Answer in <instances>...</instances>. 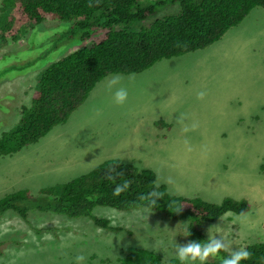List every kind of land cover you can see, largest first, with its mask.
Returning a JSON list of instances; mask_svg holds the SVG:
<instances>
[{"label":"rangeland","instance_id":"1","mask_svg":"<svg viewBox=\"0 0 264 264\" xmlns=\"http://www.w3.org/2000/svg\"><path fill=\"white\" fill-rule=\"evenodd\" d=\"M70 23L47 20L16 41L0 40V134L18 122L21 106L30 104L38 73L88 44L64 50L60 37ZM113 77L119 82L109 87ZM119 87L128 91L123 105L113 101ZM109 158L151 170L171 195L247 201L244 213L228 211L202 223L209 240L227 246L221 252L264 242V9L254 7L204 49L161 59L139 73L108 75L65 123L1 156L0 198L27 189L18 202L28 210L25 218L13 210L0 215V264H76L77 256L85 257L83 264H120L129 247L153 250L160 264H180L174 241L190 242L183 235L185 223L164 213L97 206L93 214L107 223L100 227L89 217L36 209L45 197L39 189Z\"/></svg>","mask_w":264,"mask_h":264},{"label":"trees","instance_id":"2","mask_svg":"<svg viewBox=\"0 0 264 264\" xmlns=\"http://www.w3.org/2000/svg\"><path fill=\"white\" fill-rule=\"evenodd\" d=\"M170 6L176 7L172 10ZM254 7L264 9V0H3L0 40L5 43L16 41L27 28L41 22L60 20L72 22L60 37L64 50L75 43L88 44L38 73L30 104H23L18 122L0 134V157L37 142L65 123L95 84L108 75L139 73L161 59L204 49L246 19ZM169 10L175 11L166 13ZM41 192L45 197L40 199L39 209L89 217L100 227L107 223L93 214L97 206L118 210L146 207L174 220H186L189 241L202 244L209 242L201 230L203 222H214L228 211L244 213L250 207L247 201L230 197L212 203L171 195L165 184H156L151 170L118 158L105 159L88 172ZM25 193L18 190L0 198V215L13 210L25 218L28 208L18 202ZM243 249L250 255L241 264H264V242H252ZM218 253L206 264H223L230 255ZM123 256L120 264L161 263L157 253L143 247H129Z\"/></svg>","mask_w":264,"mask_h":264},{"label":"clouds","instance_id":"3","mask_svg":"<svg viewBox=\"0 0 264 264\" xmlns=\"http://www.w3.org/2000/svg\"><path fill=\"white\" fill-rule=\"evenodd\" d=\"M118 82H119V77H113L108 82L109 87H114L115 85L118 84ZM127 99H128V91L125 88L119 87L115 89L113 93V101L115 104L123 105L127 102ZM6 155H9V154H6ZM18 190L28 191L27 189H24V188L18 189ZM39 190L40 192H37V194L42 193L41 189ZM36 209H39V208H36ZM177 221H181L185 223L186 225V220H177ZM112 223H113V226H116L115 220H113ZM189 230L190 228L187 230L186 234H183V235L185 236L189 235ZM174 237H173V240H174ZM158 249L159 248H156L154 250L156 251ZM226 249H227V246L224 244L223 241L219 239H214V238L210 239L209 242L205 244H202L201 242L190 241L186 245H179L175 243L174 241V252H175L176 257L179 259L180 264H206V260L209 255L214 256L220 250H226ZM249 255L250 253L246 249L232 251L230 255L224 259L223 264H241V261L247 259ZM84 260H85L84 256H77L76 264H83Z\"/></svg>","mask_w":264,"mask_h":264}]
</instances>
